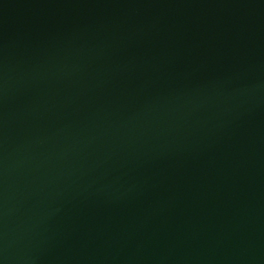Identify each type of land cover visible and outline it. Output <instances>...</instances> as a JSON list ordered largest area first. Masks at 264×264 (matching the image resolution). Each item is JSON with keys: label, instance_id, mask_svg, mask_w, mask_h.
Instances as JSON below:
<instances>
[{"label": "water", "instance_id": "water-1", "mask_svg": "<svg viewBox=\"0 0 264 264\" xmlns=\"http://www.w3.org/2000/svg\"><path fill=\"white\" fill-rule=\"evenodd\" d=\"M0 264H264V0H0Z\"/></svg>", "mask_w": 264, "mask_h": 264}]
</instances>
